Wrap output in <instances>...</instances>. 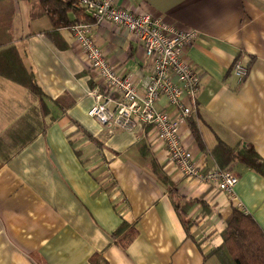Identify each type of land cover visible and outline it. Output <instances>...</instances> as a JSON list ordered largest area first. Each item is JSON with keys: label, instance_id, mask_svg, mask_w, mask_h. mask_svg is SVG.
<instances>
[{"label": "crops", "instance_id": "obj_1", "mask_svg": "<svg viewBox=\"0 0 264 264\" xmlns=\"http://www.w3.org/2000/svg\"><path fill=\"white\" fill-rule=\"evenodd\" d=\"M37 1H0V14H9L6 46L17 48L64 111L52 107L57 117L50 121L36 96L0 76V264H221L212 250L221 244L234 206L264 232L263 175L235 162L228 169L238 178L232 194L218 191L180 175L162 146L150 148L140 129L109 132L87 115L94 102L88 94L93 73L68 27L53 29L45 15L32 16ZM116 3L198 32L185 52L201 76L197 111L181 125L196 162L219 167L210 151L217 138L230 146L250 143L264 160V0ZM92 34L115 68L136 77L147 73L143 48L132 33L101 23ZM234 61L247 67L240 82L231 71ZM156 106L173 109L164 98ZM192 120L198 138L188 124ZM151 159L179 197L202 199L205 207L193 203L187 210V231L169 188L151 171ZM122 220L136 229L125 248L110 237Z\"/></svg>", "mask_w": 264, "mask_h": 264}, {"label": "built area", "instance_id": "obj_2", "mask_svg": "<svg viewBox=\"0 0 264 264\" xmlns=\"http://www.w3.org/2000/svg\"><path fill=\"white\" fill-rule=\"evenodd\" d=\"M74 1L91 18L89 22H76L68 27L93 73L88 94L94 102L87 115L109 132L140 129L150 148L162 146L167 160L180 175L232 194L237 176L226 169L198 164L181 136V125L197 111L201 76L185 52L198 32L179 28L148 13H134L118 6L116 0ZM101 23L122 27L138 40L148 64L145 75L136 77L109 62L92 34L93 26ZM231 71L240 82L247 67L234 61ZM162 98L173 108L171 111L156 106Z\"/></svg>", "mask_w": 264, "mask_h": 264}, {"label": "trees", "instance_id": "obj_3", "mask_svg": "<svg viewBox=\"0 0 264 264\" xmlns=\"http://www.w3.org/2000/svg\"><path fill=\"white\" fill-rule=\"evenodd\" d=\"M69 12H73L76 18L71 20L68 15ZM81 12L84 14V8L74 0H38L32 10V16L45 15L52 28L58 29L69 27L76 22L87 21L86 16L83 20L80 19ZM8 30L9 14L3 10L0 14V76L22 85L36 96L41 112L52 121L57 117L53 115L52 107L58 108L60 111H64V108L59 106L57 99H51L46 95L37 81L32 66L24 65L17 48L6 46L10 42ZM188 124L191 132L198 138L199 131L195 121H189ZM90 139L98 144L95 138L90 136ZM140 148L143 149L144 144ZM210 151L222 169L228 170L233 163L241 162L251 170L264 176V160L250 143L238 142L235 146H230L217 138ZM146 152L143 153L147 154ZM149 164L156 178L169 188L168 193L174 210L185 231H187L191 224L187 216V210L193 203H201L202 207H205L202 199L199 197L186 200L184 197H179L167 176L157 166V163L151 159ZM135 235L136 229L133 224L122 220L118 227L111 232L110 237L114 244L125 248ZM221 235V244L212 250L221 264H264V232L255 219L241 208L232 207L230 214L225 219Z\"/></svg>", "mask_w": 264, "mask_h": 264}]
</instances>
